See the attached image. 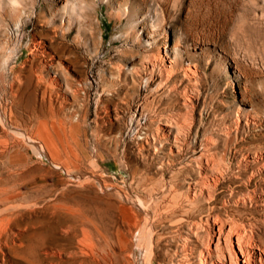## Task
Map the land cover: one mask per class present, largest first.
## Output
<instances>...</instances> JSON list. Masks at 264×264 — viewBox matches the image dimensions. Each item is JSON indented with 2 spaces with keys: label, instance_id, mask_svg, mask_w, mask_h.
I'll list each match as a JSON object with an SVG mask.
<instances>
[{
  "label": "rangeland",
  "instance_id": "obj_1",
  "mask_svg": "<svg viewBox=\"0 0 264 264\" xmlns=\"http://www.w3.org/2000/svg\"><path fill=\"white\" fill-rule=\"evenodd\" d=\"M1 216L0 264L264 245V0H0Z\"/></svg>",
  "mask_w": 264,
  "mask_h": 264
},
{
  "label": "bare ground",
  "instance_id": "obj_2",
  "mask_svg": "<svg viewBox=\"0 0 264 264\" xmlns=\"http://www.w3.org/2000/svg\"><path fill=\"white\" fill-rule=\"evenodd\" d=\"M170 121V120H169ZM168 121V122H169ZM167 123V122H166ZM170 123V122H169ZM167 125V124H166ZM177 125V124H176ZM165 126V125H164ZM168 127H169V124L167 125ZM166 126V127H167ZM179 126V125H178ZM171 131V130H170ZM169 133V132H168ZM158 135V134H157ZM164 136V135H163ZM176 138V137H175ZM154 139V138H153ZM167 140V139H166ZM155 142V141H154ZM166 142V141H165ZM207 144V143H206ZM150 145V144H149ZM172 145V144H171ZM182 145V144H181ZM208 145V144H207ZM159 146V145H158ZM175 146H176V144H175ZM217 146V145H216ZM157 147V146H156ZM177 147V146H176ZM215 147V146H214ZM206 148V147H205ZM139 149V148H138ZM163 149V148H162ZM168 149V148H167ZM143 150V149H142ZM150 150V149H149ZM166 150V149H165ZM177 151H178V149H176ZM176 151V152H177ZM206 151H207V149H206ZM156 152V151H155ZM216 152V151H215ZM162 153V152H161ZM172 153V152H171ZM179 153V152H178ZM214 153V152H213ZM173 154V153H172ZM210 154V153H209ZM176 155V154H175ZM174 155V156H175ZM204 156H205V154H203ZM235 155V154H234ZM243 155V154H242ZM156 156H158V155H156ZM210 156V155H209ZM207 157V156H206ZM257 157V156H256ZM176 158V157H175ZM180 158V157H179ZM205 158V157H204ZM209 158V157H208ZM212 158H213V156H212ZM252 158L253 157H251V160H252ZM152 159V158H151ZM150 159V160H151ZM254 159V158H253ZM177 160V159H176ZM206 161H207V158L205 159ZM214 160V159H213ZM212 160V161H213ZM256 160H257V158H256ZM259 160V159H258ZM209 162H210V160H208ZM255 161V160H254ZM180 163V162H179ZM213 163V162H212ZM254 164V163H253ZM225 165V164H224ZM227 165V164H226ZM252 165V164H251ZM215 166V165H214ZM229 166V165H228ZM261 166V165H260ZM228 168V167H227ZM160 169V168H159ZM233 169V168H232ZM225 172V171H224ZM213 175V174H212ZM190 176V175H189ZM188 177V176H187ZM216 177V176H215ZM189 178V177H188ZM250 178V177H249ZM201 179V178H200ZM206 179V178H205ZM241 179V178H240ZM263 179V178H262ZM202 180H203V178H202ZM171 181V180H170ZM208 181V180H207ZM169 182V181H168ZM215 182V181H214ZM138 183H140V182H138ZM171 183V182H170ZM217 183V182H216ZM196 184H198V182L196 183ZM199 184H202V185H209L210 183H206V182H204V180L203 181H200L199 182ZM163 185V184H162ZM165 185V184H164ZM151 186V185H150ZM173 186V185H172ZM190 186V185H189ZM195 186V185H194ZM193 186V187H194ZM198 186V185H197ZM179 187V186H178ZM154 188V187H153ZM166 188V187H165ZM145 189V188H144ZM147 189V188H146ZM156 189H158V188H156ZM154 190V189H153ZM159 190V189H158ZM200 190V189H199ZM198 190V191H199ZM148 191V190H147ZM161 191V190H160ZM169 191V190H168ZM199 192H201V191H199ZM207 192V191H206ZM151 193V192H150ZM208 193V192H207ZM262 193V192H261ZM260 193V194H261ZM194 194V193H193ZM206 194V193H205ZM247 194V193H246ZM173 196V195H172ZM175 197V196H174ZM174 197H172V198H174ZM189 197V196H188ZM151 198V197H150ZM163 198V197H162ZM162 198H160V200L162 199ZM153 199V198H152ZM4 200V199H3ZM159 200V199H158ZM170 200H171V198H170ZM181 200V199H180ZM141 201V200H140ZM162 201V200H161ZM174 201V200H173ZM156 203H157V201H156ZM155 203V204H156ZM176 203V202H175ZM145 204V203H144ZM154 204V203H153ZM195 204V203H194ZM177 205V204H176ZM157 206V205H156ZM178 206V205H177ZM176 206V207H177ZM199 206V205H198ZM205 206V205H204ZM16 207V206H15ZM144 207V206H143ZM173 208V207H172ZM11 209H13V208H11ZM155 209V208H154ZM145 210V209H144ZM143 210V211H144ZM13 211V210H12ZM170 211V210H169ZM168 211V212H169ZM206 211V210H205ZM14 212V211H13ZM167 212V211H166ZM190 212V211H189ZM154 213V212H153ZM2 214V213H1ZM197 215V214H196ZM162 216V215H161ZM208 216V215H207ZM2 217V216H1ZM9 217H10V215H9ZM146 217V216H145ZM5 218V217H4ZM3 217L2 218H0V221L1 220H3L4 219ZM158 218V217H157ZM153 219V218H152ZM163 219V218H162ZM207 219V218H206ZM145 220H147V219H145ZM171 220V219H170ZM219 221V220H218ZM217 221V222H218ZM228 221V220H227ZM253 221V220H252ZM160 222V221H159ZM157 223H158V221H157ZM222 223V222H221ZM250 223V222H249ZM160 224V223H159ZM218 224V223H217ZM206 225V224H205ZM143 226H145V225H143ZM153 226V225H152ZM224 226V225H223ZM244 226V225H243ZM134 227V226H133ZM142 227V226H141ZM210 227V226H209ZM208 227V228H209ZM238 228H240V227H238ZM236 229V228H235ZM253 229V228H252ZM148 230V229H147ZM146 230V231H147ZM241 230V229H240ZM199 231V230H198ZM215 231V230H214ZM252 231V230H251ZM142 232V231H141ZM196 232V231H195ZM194 232V233H195ZM219 232V231H218ZM230 232V231H229ZM237 232V231H236ZM3 233V232H2ZM197 233V232H196ZM195 233V234H196ZM239 233V232H238ZM251 233V232H250ZM235 233H233V235H234ZM140 235V234H139ZM179 235V234H178ZM181 235V234H180ZM240 236H241V234H239ZM232 236V235H231ZM231 236H229V237H231ZM240 236L238 237H231V238H229V237H226V238H229V241L227 242L228 244H229V247L227 248V246H226V251L229 249V251H227V252H229V254L231 255V257H228L229 258V262H231V261H233V263L234 264H264V245H261V244H259V242H255V241H243L241 238H242V236H241V238H240ZM197 237V236H196ZM225 237V236H224ZM6 238V237H5ZM144 238V237H143ZM257 238V237H256ZM13 239V238H12ZM217 239V238H216ZM139 240V239H138ZM209 240V239H208ZM212 240H213V238H212ZM248 240V239H247ZM149 241V240H148ZM187 241V240H186ZM207 241V240H206ZM210 241H211V239H210ZM107 242V241H106ZM225 242V241H224ZM138 243V242H137ZM136 243V244H137ZM142 243V242H141ZM212 243V242H211ZM264 243V242H263ZM188 244V243H187ZM141 245V244H140ZM149 245V244H148ZM199 245V244H198ZM110 246V245H109ZM143 246V245H142ZM206 246H209V245H206ZM218 246V245H217ZM150 247V246H149ZM201 247H203V246H201ZM151 249V248H150ZM180 249V248H179ZM195 249V248H194ZM218 249V248H217ZM151 251V250H150ZM175 251V250H174ZM199 251V250H198ZM201 251V250H200ZM199 251V252H200ZM221 251V250H220ZM147 252V251H146ZM217 252V251H216ZM219 252V251H218ZM201 253V252H200ZM200 253H198V254H200ZM220 253V252H219ZM222 254V253H221ZM182 255V254H181ZM184 255V254H183ZM201 255H202V253H201ZM86 256H88V255H86ZM92 256H93V254H92ZM101 256V255H100ZM185 256V255H184ZM223 256V255H222ZM99 257V256H98ZM102 257H104V255L102 256ZM106 257H108V256H106ZM90 258V257H89ZM94 258V260L96 259L95 257H93ZM217 258V257H216ZM220 258V257H219ZM232 258V260L230 261V259ZM85 259V258H84ZM100 259V258H99ZM151 259V258H150ZM93 260V261H94ZM101 260H103V259H101ZM110 260V259H109ZM187 260V259H186ZM223 260V259H222ZM92 261V260H91ZM96 261V260H95ZM103 261H105V260H103ZM102 261V262H103ZM188 261V260H187ZM186 261V262H187ZM217 260H214V258H213V254H212V251L209 249V248H207L206 250H204L203 251V264H217V262H216ZM97 262H98V260H97ZM147 262L149 263V260H147ZM232 263V264H233ZM100 264V263H99ZM120 264V263H119ZM145 264V263H144ZM195 264V263H194ZM197 264V263H196Z\"/></svg>",
  "mask_w": 264,
  "mask_h": 264
}]
</instances>
